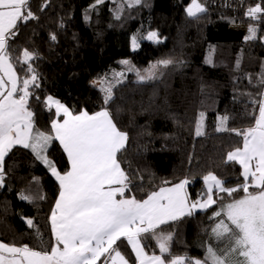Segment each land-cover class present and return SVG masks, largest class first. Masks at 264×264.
Segmentation results:
<instances>
[{
    "label": "trees",
    "instance_id": "16d2710c",
    "mask_svg": "<svg viewBox=\"0 0 264 264\" xmlns=\"http://www.w3.org/2000/svg\"><path fill=\"white\" fill-rule=\"evenodd\" d=\"M44 2L30 0L38 19L21 23L18 35L9 42L21 81L27 65L17 58L25 49L38 54L31 63L39 74L40 87L30 98L38 129L50 131L55 118L54 110L47 111L43 104L46 96L59 99L76 112L85 109L93 113L105 107L101 87H107L109 81L115 83L114 73L124 72L123 82L113 88V99L107 107L118 127L130 137L127 151L120 154L121 161L131 164L130 168L128 163L122 164L133 178L128 196L143 199L164 180L175 183L187 177L192 180L187 187L189 196L195 200L204 186L202 177L208 172L225 180L226 187L243 182L239 165L225 163L229 151L242 147V137L218 133L215 128L218 116L231 117L229 128L244 129L254 122L249 114H258L248 94L256 96L260 91L256 81L264 63V13L256 20L245 13L258 3L264 6V0H205L207 12L199 19L185 13L190 0H142L131 8L124 4L119 19L114 10L123 0H104L94 9L91 6L95 0H48L41 11ZM250 26L256 28L257 39L245 41ZM149 31L157 32L160 42L139 39V46L133 49L132 38L146 36ZM50 34L57 39L50 40ZM161 59L182 63L161 68L157 79L143 83L137 82L135 71L121 63L127 60L142 71ZM101 78H106L103 84ZM201 112L205 135L196 136ZM47 154L61 172L68 169L57 141ZM5 172V186L0 188V242L50 250L49 216L58 195V182L30 150L20 147L5 158ZM33 177L39 178L38 185L32 183ZM30 185L32 192L28 193ZM22 190L46 198L29 203L19 198ZM242 195V191L234 194L236 198ZM216 210L218 205H213L181 222L162 226L164 232L175 233L171 254L203 260L214 224L209 218ZM26 218L33 219L43 243L37 240L36 229L27 226ZM143 246L148 254H159L150 237ZM125 250L130 264H134L131 250Z\"/></svg>",
    "mask_w": 264,
    "mask_h": 264
},
{
    "label": "snow or ice",
    "instance_id": "6c2138e0",
    "mask_svg": "<svg viewBox=\"0 0 264 264\" xmlns=\"http://www.w3.org/2000/svg\"><path fill=\"white\" fill-rule=\"evenodd\" d=\"M103 3L104 0H95L91 9ZM141 3L142 0H123L114 10L115 18H120L124 4L131 8ZM47 4L45 0L41 11ZM206 12L205 0H190L185 8L186 15L192 19H199ZM262 13L264 6L258 3L245 15L256 20ZM37 19L30 0H0V188L5 186V158L17 146L30 150L58 182V195L49 216L53 243L50 250H38L27 244L0 242V264H97L102 258V264H130L119 249L118 242L122 239L134 253L135 264H264V63L256 81L260 91L256 96L248 94L249 103L258 107V114H249L254 122L236 129L228 127L231 119L228 115L218 116L216 121V132L242 137V147L229 151L225 163L239 165L243 182L226 187L225 180L208 172L202 177L204 186L195 200L189 196L187 187L192 180L187 177L175 183L164 180L156 190L148 191L145 198L137 199L127 195L132 190L133 178L122 167L128 163L130 168L131 164L120 159V154L127 151L130 137L118 127L107 107L113 99V88L123 82L124 72L114 73L115 83L109 81L107 87H101L105 107L93 113L85 109L76 112L59 99L46 96L43 104L49 112L54 109L55 118L48 132L36 127L30 98L40 84L31 61L38 54L25 49L17 58L19 63L27 65L21 81L9 52V42L18 35L21 23ZM88 19L85 15V20ZM256 31L250 26L245 41L257 39ZM56 39L55 34H50V40ZM139 39L160 42L158 33L149 31L146 36L132 38L133 49L139 46ZM121 63L129 71H135L137 82L143 83L157 79L161 68L182 61L161 59L142 71L127 60ZM239 64L238 58L237 68ZM105 79L101 78V84ZM35 98L40 103V97ZM195 134L205 135L203 112L196 121ZM55 141L67 157L69 167L63 172L47 154ZM136 176L143 179L139 173ZM32 183L38 185L39 178L33 177ZM240 191L243 195L236 198L234 194ZM27 192H32L31 185ZM225 196L229 199L225 200ZM19 198L32 203L46 197L22 190ZM213 205H218V210L209 218L214 224L203 260L172 255L175 233L164 232L162 226L181 222L194 216L197 210L204 211ZM25 223L36 229V238L43 243L33 219L26 218ZM149 237L155 241L159 254L145 251L143 241Z\"/></svg>",
    "mask_w": 264,
    "mask_h": 264
},
{
    "label": "crops",
    "instance_id": "0c3cea01",
    "mask_svg": "<svg viewBox=\"0 0 264 264\" xmlns=\"http://www.w3.org/2000/svg\"><path fill=\"white\" fill-rule=\"evenodd\" d=\"M54 110V109H53ZM58 142V141H57ZM59 143V142H58ZM17 147H19V146H17ZM66 156V155H65ZM66 159H67V157H66ZM68 162V161H67ZM69 166V165H68ZM197 212H202V211H200V210H197ZM118 244H119V249H120V251L125 255V249L128 247L130 250H131V248H130V246H128L127 245V242L125 241V240H121L120 242H118ZM132 252V251H131ZM133 254V256H134V261H135V255H134V253H132ZM134 264H135V262H134Z\"/></svg>",
    "mask_w": 264,
    "mask_h": 264
},
{
    "label": "rangeland",
    "instance_id": "374dc122",
    "mask_svg": "<svg viewBox=\"0 0 264 264\" xmlns=\"http://www.w3.org/2000/svg\"><path fill=\"white\" fill-rule=\"evenodd\" d=\"M133 48V46H131Z\"/></svg>",
    "mask_w": 264,
    "mask_h": 264
}]
</instances>
